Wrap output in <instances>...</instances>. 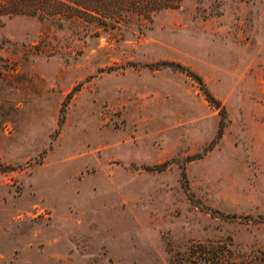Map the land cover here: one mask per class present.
<instances>
[{
	"label": "rangeland",
	"instance_id": "1",
	"mask_svg": "<svg viewBox=\"0 0 264 264\" xmlns=\"http://www.w3.org/2000/svg\"><path fill=\"white\" fill-rule=\"evenodd\" d=\"M0 264H264V0L0 16Z\"/></svg>",
	"mask_w": 264,
	"mask_h": 264
},
{
	"label": "trees",
	"instance_id": "2",
	"mask_svg": "<svg viewBox=\"0 0 264 264\" xmlns=\"http://www.w3.org/2000/svg\"><path fill=\"white\" fill-rule=\"evenodd\" d=\"M183 0H0V16H28L38 19L46 18H78L92 19L107 23L115 19L136 14L148 18L162 9H175ZM167 65L166 62L160 63ZM173 68L184 70L178 64H170ZM149 67H153L152 64ZM190 73L203 87L202 81ZM206 99L217 105L218 102L203 89ZM223 110V108H221ZM217 132V136H219ZM184 178V173L181 174Z\"/></svg>",
	"mask_w": 264,
	"mask_h": 264
}]
</instances>
